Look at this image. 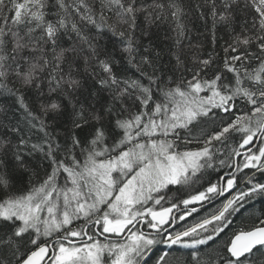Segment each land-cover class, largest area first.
Masks as SVG:
<instances>
[{
    "label": "snow or ice",
    "instance_id": "6c2138e0",
    "mask_svg": "<svg viewBox=\"0 0 264 264\" xmlns=\"http://www.w3.org/2000/svg\"><path fill=\"white\" fill-rule=\"evenodd\" d=\"M0 264H264V0H0Z\"/></svg>",
    "mask_w": 264,
    "mask_h": 264
}]
</instances>
